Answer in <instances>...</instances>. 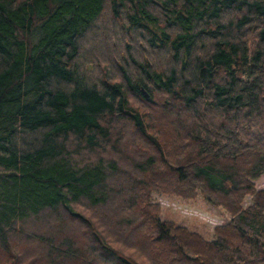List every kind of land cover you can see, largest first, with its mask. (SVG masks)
<instances>
[{
    "label": "trees",
    "instance_id": "trees-1",
    "mask_svg": "<svg viewBox=\"0 0 264 264\" xmlns=\"http://www.w3.org/2000/svg\"><path fill=\"white\" fill-rule=\"evenodd\" d=\"M263 174L264 0H0V264H264Z\"/></svg>",
    "mask_w": 264,
    "mask_h": 264
},
{
    "label": "rangeland",
    "instance_id": "rangeland-1",
    "mask_svg": "<svg viewBox=\"0 0 264 264\" xmlns=\"http://www.w3.org/2000/svg\"><path fill=\"white\" fill-rule=\"evenodd\" d=\"M98 39L101 41L100 37ZM85 49L87 50V48ZM95 51L96 48L91 53H95ZM255 185L258 189H264V174L255 181ZM152 200L161 206V220H172L176 224L200 233L206 239L213 238V228L216 225L225 223L229 219V214L223 209L208 205L200 197L194 201H185L176 196L152 194ZM248 203L249 198H246L244 204ZM42 227V224H35L28 228L39 234L43 229H38ZM33 246L32 244L31 247Z\"/></svg>",
    "mask_w": 264,
    "mask_h": 264
}]
</instances>
